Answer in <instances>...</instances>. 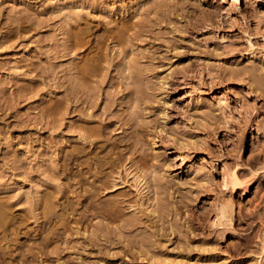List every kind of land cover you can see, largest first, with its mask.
<instances>
[{
    "label": "rangeland",
    "instance_id": "1",
    "mask_svg": "<svg viewBox=\"0 0 264 264\" xmlns=\"http://www.w3.org/2000/svg\"><path fill=\"white\" fill-rule=\"evenodd\" d=\"M214 1L0 0V264H264V0ZM94 161L119 214L81 239Z\"/></svg>",
    "mask_w": 264,
    "mask_h": 264
},
{
    "label": "bare ground",
    "instance_id": "2",
    "mask_svg": "<svg viewBox=\"0 0 264 264\" xmlns=\"http://www.w3.org/2000/svg\"><path fill=\"white\" fill-rule=\"evenodd\" d=\"M229 0H215L214 2H215V4L217 3V4H219V5H222V4H225V3H227ZM127 30V27L125 28V27H122V29H120L119 31H114V30H111L110 32H113V33H111L110 35H107L108 37H110V38H112L111 40H113V41H117L119 44L120 43H122V41H123V34H122V31H126ZM79 35H80V33H78V32H73V31H71V34H70V37H71V39H72V44L69 46V50L70 51H73L77 46H79L80 45V39H79ZM103 39H105L104 37H102ZM107 38V37H106ZM95 71V68L94 67H92V68H90V67H85L84 68V70L82 71L83 72V76H85V75H88V74H90L91 72H94ZM74 90V89H73ZM78 90H76V93H75V91H74V93H71V94H73L75 97L77 96V94H79V92H77ZM82 93H84V94H86L87 95V97H88V99L86 100V101H84V103L86 104V108L87 107H93V106H95V105H97V103H94V102H92V101H90V99H89V97H91V94L89 93V92H87V91H82ZM73 96V97H74ZM78 98V97H77ZM79 100V99H78ZM77 103V102H76ZM83 103V102H82ZM198 107H200V105H198L197 106V108ZM72 108H74L73 109V112H78V113H82L83 112V108L82 109H77L78 108V106H70L69 104H67V105H65L64 106V110H65V113L67 114L69 111H71V109ZM75 126H79L80 127V129L82 130L80 133H79V139L80 140H82V141H88V140H90L91 138H94V137H96V138H98L99 136H100V134H101V130H100V128L99 127H96V126H89V125H80V124H76ZM90 142H93V141H90ZM160 148H163V143L161 142V141H158V142H153V149H155L154 151H158L157 149H160ZM160 151V150H159ZM163 151V150H162ZM157 153V152H156ZM158 155V154H157ZM162 157L167 161V162H169L170 163V161H168V157H167V154H166V152H163V155H162ZM120 160L121 159H119V158H117L116 159V161L114 162V163H119L120 162ZM119 161V162H118ZM64 162H67V159H64ZM104 165V164H103ZM102 164H100L99 163V161L97 162V161H94L90 166H89V172H91L92 170H94V173H93V175H94V180H93V182L90 184V186H91V189H86V188H84V191L83 192H85V194H83V201L81 202V207L83 208V210L81 211V212H79L78 210H74V211H72L71 213L69 212L68 213V210H67V208L65 207V206H63L62 208H61V210L64 212V214H68V215H73L74 216V218H75V221H74V224H76V227H77V232H78V234H79V236H80V238L81 239H88L89 238V236L87 235L88 234V229H87V226H86V222H87V218H88V215H87V213H90L91 212V214H93V215H95V214H97V215H103V214H107L111 219H113V220H116V217L118 216V214H119V212L117 211V209H115L114 207H110V208H108V205H105V206H101V204L100 203H98L97 201H98V198H97V194H96V190L98 189V188H100V187H103V188H105L104 186L106 185V183H105V181H103L102 180V172L100 171L99 172V169H100V167L101 166H103ZM65 166H66V163H65ZM112 166H115V164H113ZM83 180V179H82ZM243 180V179H242ZM241 180V178H240V175H239V173L236 171V170H232L231 172H229V173H225L224 174V185H226V186H231V185H233V186H237V185H239V184H241L242 185V183H243V181ZM242 182V183H241ZM78 184H79V186H83V184H82V182H81V180L80 181H78ZM73 185V184H72ZM68 186H71V185H68ZM76 186V185H75ZM232 186V187H233ZM73 187V186H72ZM115 187H117L116 185H114V188H113V190H115ZM71 188V187H70ZM117 188H120V187H117ZM75 189V188H74ZM74 189H72V191L74 190ZM81 189V188H80ZM112 190V191H113ZM75 191V190H74ZM74 191H73V193H74ZM81 192V191H80ZM79 192V193H80ZM78 193V194H79ZM46 194V193H45ZM49 193H47V195H48ZM64 194V193H63ZM142 194V193H141ZM50 195V194H49ZM45 196V195H44ZM63 197H65V196H63ZM52 197L50 196V197H47V196H45L44 198H42V201H41V206H40V209H41V211L39 212V214L41 215V217H42V219L43 218H45L46 216L48 217V213H49V211L51 210H49L48 211V207H47V210H46V205H48V203H49V199H51ZM142 199H144V195L141 197V201H142V203H140V201H139V203H140V205L141 206H143V207H145V206H147L146 205V202H144L143 203V200ZM101 206V207H100ZM149 206V205H148ZM151 206V205H150ZM149 206V207H150ZM39 207V206H38ZM135 207V206H134ZM143 207H141V209L143 208ZM1 208H2V206L0 207V230H4L5 229V226H6V224H7V216L4 214V210L2 209L1 210ZM36 208H37V206H36ZM36 208H34V210L36 209ZM140 208V207H139ZM37 209H39V208H37ZM148 209V208H147ZM147 209H146V211H147ZM151 209V210H150ZM150 209H148L149 210V212H148V214L150 213V215H153V217L155 216V211L150 207ZM144 210V209H143ZM48 212V213H47ZM52 212V211H51ZM50 212V213H51ZM49 213V214H50ZM36 215V214H35ZM51 215H53V214H51ZM149 215V216H150ZM40 217V216H39ZM40 217V218H41ZM218 217L220 218V219H227V215H226V210L225 209H221L220 210V214L218 215ZM37 218V217H36ZM36 218H35V220H36ZM38 219L39 221L41 220V219ZM37 221V220H36ZM64 222H66V221H64ZM63 225V224H62ZM67 225V224H66ZM65 225V226H66ZM42 228V227H41ZM66 228V227H65ZM87 229V230H86ZM42 233V232H41ZM58 233H56V235H57ZM77 234V235H78ZM40 235V234H39ZM55 235V236H56ZM52 236H53V234H52ZM57 237V236H56ZM55 238V237H54ZM41 240V239H40ZM54 240V239H53ZM50 243H51V239L50 238H47L46 240H44V238L41 240V242L39 243L38 242V244L36 245V249H38L39 250V252H42V254L44 253V254H46V255H49L50 253H48V251H47V248H48V246L50 245ZM36 244V243H35ZM35 246V245H34ZM33 247V246H32ZM31 248V247H30ZM34 248V247H33ZM29 249V248H28ZM35 249V250H36ZM27 250V249H26ZM35 250H33L32 248L31 249H29V251H27V252H25L24 251V254L22 255L23 257H22V259H18V258H15V259H18L19 261H18V263L20 262V261H23V263L22 264H28V260L29 259H34L35 260V258H34V256L36 257V254H35ZM37 250V251H38ZM47 251V252H46ZM27 253V254H26ZM38 253V252H37ZM45 256V255H44ZM50 256V255H49ZM20 257V256H19ZM47 257V256H46ZM48 258V257H47ZM47 258H45V259H47ZM48 260V259H47ZM3 261V257H1L0 256V262H2ZM16 261V260H15ZM4 262V261H3ZM19 264H21V263H19ZM61 264H63V263H61Z\"/></svg>",
    "mask_w": 264,
    "mask_h": 264
}]
</instances>
